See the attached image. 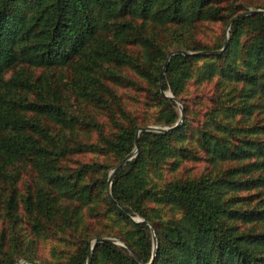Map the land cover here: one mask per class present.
Instances as JSON below:
<instances>
[{
    "label": "trees",
    "instance_id": "trees-1",
    "mask_svg": "<svg viewBox=\"0 0 264 264\" xmlns=\"http://www.w3.org/2000/svg\"><path fill=\"white\" fill-rule=\"evenodd\" d=\"M240 12L226 13L215 0H0V264H48L34 250L40 238L75 246L68 264H86L90 241L104 235L120 238L148 263L150 225L158 240L151 264H264V119L255 112L264 107V14L234 20L221 53L171 57L162 87L183 103L184 121L140 133L139 154L113 180L124 212L109 197L104 164L75 159L111 152L120 163L135 148L138 127L148 123L125 101L137 97L116 86L142 95L147 114L157 110L154 123L174 125L177 101L160 86L167 56L224 48L225 34L214 45L200 33L206 22L228 25ZM199 59L213 60L200 74L204 82L218 78L209 105L203 94L188 97L186 81ZM79 102L102 110L115 129L106 133ZM194 123L197 146L187 135ZM200 162L196 175L189 163ZM163 165L171 174L151 181L148 169ZM27 175L33 184L23 192ZM22 209L37 239L20 238ZM136 215L146 222L132 220ZM106 220L112 224L98 227ZM119 222L128 228H116ZM52 252L65 250L54 245ZM101 259L141 264L111 242L94 248L91 264Z\"/></svg>",
    "mask_w": 264,
    "mask_h": 264
},
{
    "label": "rangeland",
    "instance_id": "rangeland-1",
    "mask_svg": "<svg viewBox=\"0 0 264 264\" xmlns=\"http://www.w3.org/2000/svg\"><path fill=\"white\" fill-rule=\"evenodd\" d=\"M215 1H216V3H218L219 5H221L224 8L226 13L236 12V11L240 10L241 12L237 14V15H239L241 13H247V12L252 11V10H258V9L264 10V8H263L264 7V0H215ZM260 6H262V7H260ZM243 8H246V9H243ZM262 14H264V13H262ZM230 23L228 25H226L224 22H220V21H218V22H206V25L204 26L203 32L200 33V37L205 42L214 43V45H219L222 41V37L225 34L226 35L225 42H226V41H228L229 35H230V29H231V26L229 29ZM250 35H251V31L246 29L244 32V37L248 38V37H250ZM242 45H245V43H242ZM241 50L242 49L240 48L238 53H240ZM174 51H182V50H174ZM213 51H215L216 53H221L223 51V48L219 49V50L218 49L217 50H208V51L204 50V52H206L204 55H206V54L212 55L213 53H210V52H213ZM185 52H188L189 54H198L199 53L196 51H189V50H185ZM237 58H238L237 64L240 67H243V65H242L243 61H242L241 54H238ZM210 61H213V60L212 59H208V60L199 59V60H197L194 64L193 68H192L191 76L186 81L188 97L191 96L192 98H194L196 96V94H199V95L203 94L201 97H203V101L205 102V105H209V98L212 96L213 92L216 91L215 86H216V83L218 82L217 76L213 80H210L208 82H204V81H206V77L203 78L200 76V74L206 76V74L204 73L205 66ZM10 74H11V72L8 73L6 75V77H9ZM69 75H70L69 71L65 72L64 77L67 76V78H64L65 83H66V81H69V78H68ZM198 80H199V82L196 83ZM229 85H230V81L224 80V83L221 85L220 88L226 89V88H228L226 86H229ZM68 86H69V84L66 83V87H68ZM66 87L64 89H65L66 95L68 96L67 101L71 102L72 98L70 97V95L72 96V94H71L72 90L70 87H68V90H67ZM116 87L118 88L119 92L123 93L126 97H127V93L130 94V96L134 95L137 97L135 99H131V98L127 99L126 98L125 101H126V103L128 102L132 107H136V109L138 110V114H139L138 119L140 120V122H147L148 123V124H145L144 126L163 127V128H167V127L171 126V125H163V124H159V123L158 124L154 123V120L157 119V117L154 116V113H156L157 110H154L153 112L151 110V112H150L151 114L150 113L147 114V112L143 109L144 105L142 104L141 100H139L142 98V95H138L137 93H135L132 90V88L120 87V86H116ZM167 92L172 93L171 90H168ZM179 101L181 102V100H179ZM79 104L83 110L84 115H95L96 120L103 125L106 133H111L115 129L113 124L110 122V120L107 118V116L105 115V113L102 110L95 108L92 104H87L85 102H79ZM177 104H178L177 110H179V115L181 117V108L184 109V106H183L182 102L181 103L177 102ZM258 111H261V112H258ZM255 112L258 113V117L264 119V107H262L261 110H260V108H258ZM193 115H194V117L196 116L195 114H193ZM241 118H242V116H241ZM253 118H254L253 116L252 117H245V116L243 117V119L247 122L252 121ZM178 121H180V118L178 119ZM183 121H184V119H183ZM183 121H182V123H183ZM140 127H143V126H140ZM140 127H138L137 131L139 130ZM197 127H198V125L194 123V126H192V129L187 134L188 138H189V142H191L194 146H197V144H198L196 142L197 137H198L197 133H196ZM150 132H160V131L152 130ZM97 133H98V131L92 132V139L98 138ZM134 151H136V147L133 149V151L131 153H133ZM138 154H139V150L135 152L133 158L136 157ZM75 159H79L83 162L84 161L91 162L92 160H95L96 162L103 163L104 165L101 166L100 171L107 169V181H108L110 173L113 171L114 167L117 164H119L118 163V156L116 154L111 153V152H109L107 154H98V155L97 154H91V153L83 154V155L76 156ZM189 165L193 170L192 172L196 175L200 174L204 168L203 162L192 163V164L189 163ZM167 169L168 168H165L163 165V167H160L157 170H154L152 168L148 169L147 174H148V177H150L151 181L160 182L162 179H165L166 177H168L171 174V171H168ZM116 174H115V176H116ZM190 174H191V172H190ZM115 176H114V178H115ZM95 177H97V175H95ZM114 178H113V180H114ZM29 184H33L32 180H30L28 175L23 176V180L21 181V184H20L23 192L27 191L26 189H27ZM107 185H108V182H107ZM108 192H109V187H108ZM111 192L113 195V181H112V185H111ZM161 215L163 217L167 218L169 216H173V212H166V214L164 212H162ZM174 216L179 217L180 213L176 212ZM134 218H135L134 221L139 220V219L145 220L144 218H142L139 215L134 216ZM111 224H112L111 220H106L104 223L100 224L98 227H104L105 225H111ZM116 228L127 229L128 224H124L123 222H119V224L116 226ZM151 230H152V235L153 236L156 235L155 229L151 228ZM17 231L19 232L20 238H26L27 240L38 238L36 236V233H35L37 231L34 229L33 224H32V217L24 209H22L20 211V218H19L18 225H17ZM101 237H109V238L115 239L116 242H111V243H114L119 247H124V246L120 245L121 242L126 244L123 240H121L120 238H118L116 236L104 235ZM95 238H97V236L93 237V239L90 241V248H91L92 243L95 240ZM54 245L56 247H58L59 249L63 248L65 250V253H62L61 255H55L52 252V248ZM34 250L38 252L42 261H46V263H48V264H68L69 254L75 250V246H73L71 244L66 245L64 243H57L50 238L49 239L40 238V239H38V242L35 245ZM154 250H155V247H154V243H153L151 260L148 263H145L142 260L143 264H149L152 261V257L154 255ZM93 254H94V250H93ZM92 258H93V256H92ZM29 262H31V261L23 258V259L19 260V262L17 264H23V263L30 264ZM34 262H38L40 264H43L40 261H34ZM87 263H88V257H87L86 264ZM91 263H92V261H91ZM105 263H106L105 260L101 259L99 264H105Z\"/></svg>",
    "mask_w": 264,
    "mask_h": 264
},
{
    "label": "water",
    "instance_id": "water-1",
    "mask_svg": "<svg viewBox=\"0 0 264 264\" xmlns=\"http://www.w3.org/2000/svg\"><path fill=\"white\" fill-rule=\"evenodd\" d=\"M253 13H264V10H262V9H258V10H252V11H249V12H247V13H241V14L235 16V17L231 20V23H232L234 20L238 19V18L245 17V16L250 15V14H253ZM231 23H230V25H229V29H230ZM227 43H228V41L225 42V45H224L223 50L226 48ZM178 53L189 54L188 52H185V51H173V52H171V53L168 55L167 59L165 60L164 65H163V68H162V72H161V83H160V86H161V92H162L165 96L174 99V100L177 101L178 103H181V102H180V101H179V100H178V99H177L172 93L165 91V90L163 89V87H162L163 76H164V74H165L166 67H167V65H168V63H169V60L171 59V57H172L174 54H178ZM205 53H206V52L202 51V52H199L198 54H205ZM210 53H216V52L213 51V52H210ZM183 119H184V109L181 108V117H180V121H178L177 123H175L174 125H172V126H170V127H167V128H163V127H153V126H143V127H140L139 130L137 131V134H136V140H135L136 151L139 150V144H138V141H139L140 133H141L142 131H152V130H156V131H160V132H165V131H168V130H170V129H173V128H176V127L180 126V125L182 124ZM136 151H134L133 153L129 154V155H128L127 157H125V158H124L119 164H117V165L114 167L113 171L110 173V176H109V178H108L109 197L111 198V200L113 201V203H115V204L117 205V207L119 208V210H120L121 212H124V210H123V209L117 204L115 198L113 197L112 192H111V185H112V181H113V178H114L115 174L119 171V169H120V168H121V167H122L127 161H129L130 159L133 158V156H134V154H135ZM131 219H132V220H135V218L132 217V216H131ZM136 221H138V222H146L145 220H140V219H139V220H136ZM150 227L153 229V226H152V225H150ZM101 242H116V240L113 239V238H109V237H97V238H95V240L93 241L92 246H91V248H90V250H89L88 263H87V264H91L92 256H93V250H94V248L96 247V245L99 244V243H101ZM153 243H154L155 250H154V255H153V257H152V261H151L149 264H151V263L153 262L154 257H155L156 252H157L158 240H157V236H156V235L153 236ZM120 245H122V246L126 247L127 249H129V250L131 251V253L135 256V258H136L141 264H143V262H142L140 256H139L134 250L130 249L129 246H128L127 244H124V243L121 242ZM29 263H30V264H40V263H38V262H34V261H31V262H29ZM23 264H26V263H23Z\"/></svg>",
    "mask_w": 264,
    "mask_h": 264
}]
</instances>
